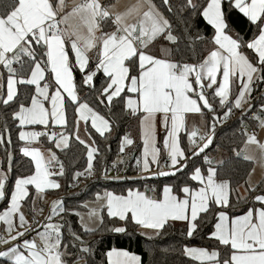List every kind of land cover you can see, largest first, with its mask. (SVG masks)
Segmentation results:
<instances>
[{
  "label": "snow or ice",
  "instance_id": "1",
  "mask_svg": "<svg viewBox=\"0 0 264 264\" xmlns=\"http://www.w3.org/2000/svg\"><path fill=\"white\" fill-rule=\"evenodd\" d=\"M233 11L248 22L247 39L233 30ZM260 85L264 0H0V264H96L84 237L151 242L176 223L184 264H264V179L252 182L254 167L242 182L233 175L241 159L264 167ZM116 108L137 136L120 135L118 158L98 174L97 137L110 152ZM237 112L240 145L224 156L217 126ZM74 147L82 155L66 168L62 155ZM25 158L26 172L15 171ZM93 177L179 182L96 191L79 206L87 212L63 197L48 201L65 187L61 178L76 187ZM101 264L146 262L111 247Z\"/></svg>",
  "mask_w": 264,
  "mask_h": 264
},
{
  "label": "trees",
  "instance_id": "2",
  "mask_svg": "<svg viewBox=\"0 0 264 264\" xmlns=\"http://www.w3.org/2000/svg\"><path fill=\"white\" fill-rule=\"evenodd\" d=\"M227 9V5H225ZM240 25L237 27L234 23ZM230 22L232 24L233 30L239 32L241 35L248 38L250 35V28L247 20L242 17L239 13L233 11L230 16ZM197 27L201 32H204V25L201 21ZM207 34V33H205ZM200 45H197V49H200ZM77 79L79 76L77 75ZM100 79L97 78V85H99ZM257 92H254V95ZM253 95V96H254ZM256 106L259 102L254 103ZM115 117L114 119L119 124V128H114L113 135L109 139L107 143H110L111 151L105 152L103 150V145L106 143L102 138H98V143L101 145L102 154L100 157V162L97 163V173L99 174L104 166L111 165V162L116 159L118 155V138L120 135H123L125 131H128L134 138L137 136V126L135 121L131 120L130 118L124 116L122 112H120L119 108L114 109ZM3 117L0 116V120ZM251 126V125H249ZM238 129V122L233 117L226 122V124L220 125L217 129L216 141L223 145L221 149V153L224 156L230 155V148L233 146L240 145V137L238 135H234ZM13 139H15V135H13ZM58 151V150H57ZM210 154L215 153V145L212 146V149L209 150ZM59 154V153H58ZM80 156L82 153L78 148L73 149V152L68 154V157H64L62 154V159H64L66 168L69 167L70 163L74 162L70 158L73 155ZM3 157V150L0 149V158ZM19 159V157H17ZM23 167L16 166L15 171H25L28 168L27 158L21 162ZM82 163V161H80ZM79 164H77V167ZM234 167L236 168L235 173H233L234 177L242 182L246 178V174L249 170L252 169V163L250 161H234ZM120 174H123L121 172ZM127 175H133V171L131 169L128 170ZM262 179H264V174ZM261 179V180H262ZM179 180H183V177H179ZM179 180L176 178H169V177H158L152 178L148 181H115V180H104V179H96L91 181L86 186L79 188L68 186L70 183L69 179L61 178V184L64 185L60 191H57L51 197H63L66 201V204L72 207L78 208V210L83 211L85 210L82 207H79L83 204L84 201H91L94 197L93 194L96 191H103L105 189L114 190V191H121L126 189L128 185H135L136 187H140L141 190L143 189V185L145 183L148 184V187L151 188L154 185L162 186L163 183H178ZM3 204L0 202V209H2ZM70 222L73 223L74 227L78 226L75 224V217H68ZM181 231L182 226L180 223H176L172 228H169L166 232H164L160 237H158L155 241H146L145 238L139 236L138 234L129 233L125 234H115L111 232H98L95 235H89L84 237L85 240L89 242H93L92 246L94 248V260L96 264H101L103 254L111 247L117 248H124L129 251L135 252L140 254L142 258L145 260L146 264L148 261H154V264H184L185 258L181 257L179 254V247L181 242ZM194 245H202L205 244L206 241H201L200 239H196L192 241ZM150 247L153 249L152 253L150 254L149 249ZM166 249V250H165Z\"/></svg>",
  "mask_w": 264,
  "mask_h": 264
},
{
  "label": "rangeland",
  "instance_id": "3",
  "mask_svg": "<svg viewBox=\"0 0 264 264\" xmlns=\"http://www.w3.org/2000/svg\"><path fill=\"white\" fill-rule=\"evenodd\" d=\"M257 134L260 140H264V130H257ZM249 152L250 154L257 156V161L259 160V151L255 148V146H250ZM250 162L252 163V168H255V171L252 175V182L256 183L257 181H260L262 179L264 174V167H261L259 162L255 163V165L252 161ZM44 207H46V205ZM82 212H87V209L83 210Z\"/></svg>",
  "mask_w": 264,
  "mask_h": 264
},
{
  "label": "built area",
  "instance_id": "4",
  "mask_svg": "<svg viewBox=\"0 0 264 264\" xmlns=\"http://www.w3.org/2000/svg\"><path fill=\"white\" fill-rule=\"evenodd\" d=\"M260 90L261 91H264V85H262L261 86V88H260ZM254 100H253V103H256V102H259V95H258V93H256L254 96ZM259 107V104L257 105V108ZM239 112H237L234 116H233V119H236L237 120V122H238V117H239ZM247 121H245V124L247 125ZM220 125H218L217 126V129H218V127H219ZM239 123H238V128H239ZM251 127L252 126H249V130H251ZM118 158V155L116 156V159ZM111 165H109V167H110ZM116 173L115 172H110V175H115ZM124 174V173H123ZM122 174V175H123ZM97 178L96 177H93V178H91V179H89V180H81V182L79 183V185H78V187L79 188H81V187H84V186H86L88 183H90L91 181H94V180H96ZM149 194H152V193H149Z\"/></svg>",
  "mask_w": 264,
  "mask_h": 264
},
{
  "label": "crops",
  "instance_id": "5",
  "mask_svg": "<svg viewBox=\"0 0 264 264\" xmlns=\"http://www.w3.org/2000/svg\"><path fill=\"white\" fill-rule=\"evenodd\" d=\"M69 2H71V0H69ZM131 2H133V0H118V3H119L120 6H125V5H127V4H129V3H131ZM234 24H235L237 27L240 26V25L236 24V21H235ZM261 86H262V85H260V88H261ZM253 95H254V93H253ZM190 123H191V121H190ZM38 146L41 147L42 149H44V148L47 147L46 144H41V145H38ZM240 191L243 192V188H241ZM54 198H57V197H51V196L49 195L47 199H48V201L50 202L51 199H54ZM47 210H48V209H47V205H46V207H45V213L47 212Z\"/></svg>",
  "mask_w": 264,
  "mask_h": 264
}]
</instances>
